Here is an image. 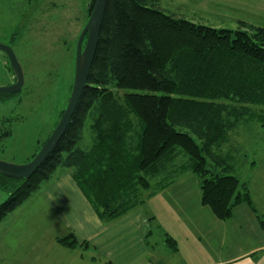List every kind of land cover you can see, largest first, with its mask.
<instances>
[{
  "label": "trees",
  "instance_id": "obj_1",
  "mask_svg": "<svg viewBox=\"0 0 264 264\" xmlns=\"http://www.w3.org/2000/svg\"><path fill=\"white\" fill-rule=\"evenodd\" d=\"M95 1L88 2V17ZM159 2L107 0L88 85L65 134L29 179L0 175L8 193L0 223L59 168L72 171L106 223L187 172L200 179L202 204L219 219L230 218L239 204L254 209L227 147L240 125L264 126V27L197 24ZM166 236V248L177 250ZM59 242L76 244L72 235Z\"/></svg>",
  "mask_w": 264,
  "mask_h": 264
},
{
  "label": "crops",
  "instance_id": "obj_2",
  "mask_svg": "<svg viewBox=\"0 0 264 264\" xmlns=\"http://www.w3.org/2000/svg\"><path fill=\"white\" fill-rule=\"evenodd\" d=\"M251 198L254 209L239 204L221 220L202 204L200 179L187 172L106 223L65 169L0 223V264H264V195ZM166 234L177 250L166 248ZM69 235L74 246L59 242Z\"/></svg>",
  "mask_w": 264,
  "mask_h": 264
},
{
  "label": "rangeland",
  "instance_id": "obj_3",
  "mask_svg": "<svg viewBox=\"0 0 264 264\" xmlns=\"http://www.w3.org/2000/svg\"><path fill=\"white\" fill-rule=\"evenodd\" d=\"M88 2L0 0V42L14 49L25 75L22 91L0 95V135L9 132L0 137L1 160L29 162L59 122L73 87L76 45L89 19ZM159 8L214 28L236 29L240 21L264 27V0H160ZM15 81L0 51V86ZM231 140L227 148L233 174L248 184L250 195H264V126L257 121L242 124ZM89 141L86 132L84 143ZM64 170L59 168L54 177ZM7 199L8 193L0 189V205ZM158 236L151 241L160 249Z\"/></svg>",
  "mask_w": 264,
  "mask_h": 264
},
{
  "label": "water",
  "instance_id": "obj_4",
  "mask_svg": "<svg viewBox=\"0 0 264 264\" xmlns=\"http://www.w3.org/2000/svg\"><path fill=\"white\" fill-rule=\"evenodd\" d=\"M107 0H96L87 24L79 35L76 45L75 73L70 98L64 112L40 150L25 164L10 163L0 159V175L17 180H27L37 171L52 153L71 123L82 94L88 85V78L95 59ZM90 5L88 4V7ZM85 43V44H84ZM0 51L8 58L16 81L12 85L0 86V95H11L22 91L25 83L24 70L14 49L0 42ZM149 264H154L150 262Z\"/></svg>",
  "mask_w": 264,
  "mask_h": 264
}]
</instances>
